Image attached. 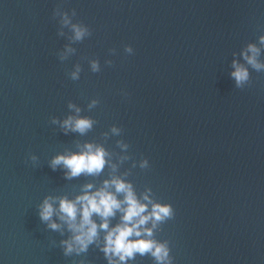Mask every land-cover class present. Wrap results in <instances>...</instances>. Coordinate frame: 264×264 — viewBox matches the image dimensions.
<instances>
[{
    "label": "water",
    "instance_id": "95a60500",
    "mask_svg": "<svg viewBox=\"0 0 264 264\" xmlns=\"http://www.w3.org/2000/svg\"><path fill=\"white\" fill-rule=\"evenodd\" d=\"M261 36L264 0H0V264H108L104 230L68 253L72 230L39 211L114 175L172 206L152 237L172 264H264V68L242 55L255 44L264 65ZM88 142L106 149L100 173L52 166Z\"/></svg>",
    "mask_w": 264,
    "mask_h": 264
},
{
    "label": "clouds",
    "instance_id": "9594fccd",
    "mask_svg": "<svg viewBox=\"0 0 264 264\" xmlns=\"http://www.w3.org/2000/svg\"><path fill=\"white\" fill-rule=\"evenodd\" d=\"M64 22H69L67 17ZM72 29L76 39L85 35L86 29L80 25L73 24ZM260 40L264 43V36H261ZM259 51L255 44H249L247 50L242 52L247 64L258 70L264 68V65L257 61ZM96 67V62H93V68ZM75 75L76 73H73V76ZM231 76L236 84L241 86L249 78L248 68L233 60ZM63 126L83 133L91 128L92 121L88 117L69 116L63 121ZM106 156L107 152L103 146L88 142L79 151L57 154L51 164L53 167L63 165L68 170L66 175L75 177L81 173H100L108 162ZM118 194H122V198ZM55 199L46 197L40 204L39 214L42 220L50 222L51 228L57 229L60 225L51 219L55 213L72 230L74 235L71 239L63 241L66 252L86 250L91 243L97 241L99 231L104 230L102 251L108 264H128L136 254L145 253H150L157 264H172L167 243L152 238L157 222L173 215L172 206L153 201L148 192L144 193L141 200L131 182L124 178L114 175L96 188L88 183L74 199L60 197L58 207L54 204ZM117 212L121 214L120 221L110 226V218ZM94 216L100 218L99 223ZM149 222L151 226H148Z\"/></svg>",
    "mask_w": 264,
    "mask_h": 264
}]
</instances>
